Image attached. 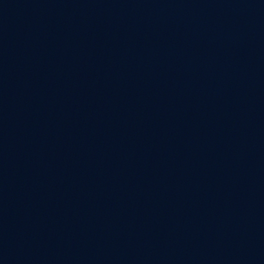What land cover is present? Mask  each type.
Returning a JSON list of instances; mask_svg holds the SVG:
<instances>
[{"label": "water", "instance_id": "95a60500", "mask_svg": "<svg viewBox=\"0 0 264 264\" xmlns=\"http://www.w3.org/2000/svg\"><path fill=\"white\" fill-rule=\"evenodd\" d=\"M0 264H264V0H0Z\"/></svg>", "mask_w": 264, "mask_h": 264}]
</instances>
